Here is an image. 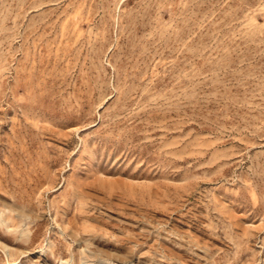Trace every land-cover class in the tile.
<instances>
[{"label":"rangeland","instance_id":"374dc122","mask_svg":"<svg viewBox=\"0 0 264 264\" xmlns=\"http://www.w3.org/2000/svg\"><path fill=\"white\" fill-rule=\"evenodd\" d=\"M0 264H264V0H0Z\"/></svg>","mask_w":264,"mask_h":264}]
</instances>
